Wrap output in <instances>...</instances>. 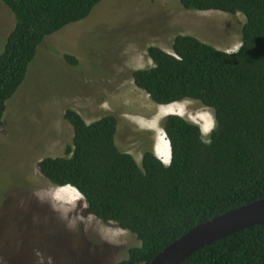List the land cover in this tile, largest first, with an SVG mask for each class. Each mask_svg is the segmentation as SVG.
Returning <instances> with one entry per match:
<instances>
[{"label":"trees","instance_id":"obj_1","mask_svg":"<svg viewBox=\"0 0 264 264\" xmlns=\"http://www.w3.org/2000/svg\"><path fill=\"white\" fill-rule=\"evenodd\" d=\"M104 1L0 0L14 19L0 48V123L39 47L88 19ZM173 5L246 18L235 53L175 34L173 53L149 47L154 66L129 74L156 105L194 100L211 109L215 127L209 141L198 124L166 115L160 127L170 143L171 163L164 164L150 142L140 165L116 144L117 115L105 113L87 123L68 109L72 143L64 156L38 163L51 184L81 194L86 215L141 242L119 264H149L194 226L264 199V0H176ZM66 59L75 61L70 55ZM181 264H264V224L213 242Z\"/></svg>","mask_w":264,"mask_h":264},{"label":"rangeland","instance_id":"obj_2","mask_svg":"<svg viewBox=\"0 0 264 264\" xmlns=\"http://www.w3.org/2000/svg\"><path fill=\"white\" fill-rule=\"evenodd\" d=\"M175 1L106 0L88 19L39 47L0 123L2 264H119L130 248L141 247L130 232L86 215L82 196L75 204L65 203L38 163L64 156L74 138L65 113L73 109L87 123L105 113L117 115L116 144L142 165L144 144L154 147L156 137L149 124L162 107L130 83L132 71L154 66L147 49L173 53L175 34L228 53L240 49L243 14L186 11L174 6ZM13 26L12 15L0 2V48ZM69 55L75 61L67 60ZM177 103H182L180 116L185 119L200 127L212 123L213 111L199 102ZM34 193L49 201L41 202Z\"/></svg>","mask_w":264,"mask_h":264},{"label":"water","instance_id":"obj_3","mask_svg":"<svg viewBox=\"0 0 264 264\" xmlns=\"http://www.w3.org/2000/svg\"><path fill=\"white\" fill-rule=\"evenodd\" d=\"M262 224H264V199L228 211L194 226L164 248L149 264H181L213 242Z\"/></svg>","mask_w":264,"mask_h":264},{"label":"crops","instance_id":"obj_4","mask_svg":"<svg viewBox=\"0 0 264 264\" xmlns=\"http://www.w3.org/2000/svg\"><path fill=\"white\" fill-rule=\"evenodd\" d=\"M130 83H131V85H134V82H130ZM148 97H149V95H148ZM149 99H150V97H149ZM167 106H169V105H167ZM182 106L176 107L175 110H174V112H173V114H178V112H179L181 115H183ZM162 107H166V106H162ZM162 107L159 108V111L155 115L154 119L152 120V122H150L148 130L153 131L155 133V135H156V137L154 139V147H153L154 148L153 150H154L155 154L159 157V159H161L163 161L164 164L169 165L171 163V148H170V143L167 140L166 135H165L166 140H164V143H160L157 140V135H158L157 134V129H160L163 132V130L160 127V122H161V119L163 118V117H160V111H161V108ZM180 114H178V115H180ZM127 115L132 116L129 112H127ZM139 118H141V117H139ZM119 124H120V122H119ZM142 125H144L143 122H142ZM209 125L210 124H207L205 126H201L204 137L206 135L207 136H210V134H211L210 131L207 132V133H205V128L206 129H209L210 128ZM210 129H212V128H210ZM149 133H150V131H149ZM208 133H210V134H208ZM167 147L170 148L169 155H168V149H167Z\"/></svg>","mask_w":264,"mask_h":264},{"label":"bare ground","instance_id":"obj_5","mask_svg":"<svg viewBox=\"0 0 264 264\" xmlns=\"http://www.w3.org/2000/svg\"><path fill=\"white\" fill-rule=\"evenodd\" d=\"M180 104L182 103H175V104H172V105H169V106H166V107H162L161 108V111H160V117H165L166 115H169V114H173L174 110L176 107H178ZM178 114H180L178 112ZM177 114V115H178ZM181 115V114H180ZM213 116V115H212ZM210 119V118H209ZM162 120V119H161ZM210 128H212L210 130V133L212 132V130L214 129L215 127V118L212 117V123H210ZM205 128V127H204ZM209 128V129H210ZM206 129V128H205ZM208 133V134H210ZM157 140L160 142V143H164V140H166V137H165V134L164 132H162L160 129H157ZM168 155H169V152H170V148H168ZM56 195H62V197H59V198H62V200L66 203L67 201L69 202H75V201H78L80 198H81V194L73 187L71 186H65V187H56ZM80 195V196H79ZM71 203V204H73ZM75 204V203H74Z\"/></svg>","mask_w":264,"mask_h":264},{"label":"clouds","instance_id":"obj_6","mask_svg":"<svg viewBox=\"0 0 264 264\" xmlns=\"http://www.w3.org/2000/svg\"><path fill=\"white\" fill-rule=\"evenodd\" d=\"M210 130H211V129H205V133L209 132ZM34 194H35V196H36L41 202L49 201V200H46V199H42V198L40 197V195L37 194V193H34ZM80 201H83V204H84V200H83V199H81ZM78 202H79V201H78ZM51 203H52V202H51ZM52 206H53V204H52ZM53 208H54L55 211H57V212L61 215V217H63L62 213H61L56 207L53 206Z\"/></svg>","mask_w":264,"mask_h":264}]
</instances>
